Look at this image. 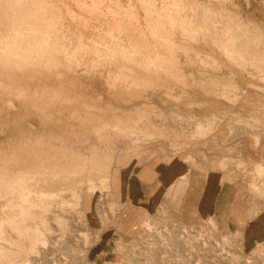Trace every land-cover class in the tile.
Listing matches in <instances>:
<instances>
[{
    "label": "rangeland",
    "instance_id": "obj_1",
    "mask_svg": "<svg viewBox=\"0 0 264 264\" xmlns=\"http://www.w3.org/2000/svg\"><path fill=\"white\" fill-rule=\"evenodd\" d=\"M58 1L52 0V2H54L53 3L54 15L58 17L57 15L59 12V17L61 18V21H59V24H61L62 27L58 30H61V32L65 30L68 31L66 33L67 35L70 34L69 35L70 40L68 36L61 37V39L65 41L67 40L68 45H70V41H71L72 46L71 45L69 46L70 54L68 51V54L61 55L60 59L54 62V65H53L54 69H55V66L56 68L61 67L60 64L62 62V58L66 57L63 59V62H62V65L64 64L65 67L69 65L71 66V63H72V66L73 64L77 67L83 66L81 68H84L85 66L90 67L89 65L91 64V62L93 64V62L96 59L98 60L100 59L99 61L97 60V62L95 61L94 65L98 63L99 68L102 70L103 68L106 67L103 64L104 63L106 64V62H110L109 61L110 59L111 61H113V58L117 56L126 55L125 54L126 52L117 51L115 53L112 50L111 51L108 50L110 52L107 54V49L103 47L104 45H101L104 39L108 40L109 37L111 38L109 34H112V32H114V34L118 36L117 32L120 31L119 34L121 35V38L123 37L122 38L123 43L121 42L120 35H119L118 38L116 37L117 40L119 39L118 40L119 45L121 47L124 46L123 48H126L128 44V47L126 48L127 50L125 51H128L129 46H130L129 53L133 52V50L135 51L136 49L135 51L136 53L135 52L134 53L137 55V58H139L138 61L136 60L137 59L136 55L131 56V53L129 55L130 57H132V60H131L132 62L130 61L129 64L131 63V66H133L132 68H134V71H138V67L142 68V69H139V71L140 70L145 71L146 68L143 69V66L146 65V61L150 60L147 65L150 66L154 62L155 64L154 67L156 68L155 72H157L158 70L160 72L164 70L165 72L166 71L165 69L167 68V71L172 70L171 72H175V74L177 73L179 78L183 74L181 78L184 77L183 78L184 81L181 80L180 78L178 81L180 83H178L176 81V78H174L176 75H174V77L172 76L171 78H170L171 75H169L168 78H170V80L168 81L169 85H167L169 86V90L167 91V89L163 87H157L158 81L154 82L156 81V79L153 82L152 81L147 82L146 80H141L143 81V82L140 81L141 84L146 87L145 89L143 88L144 86L142 87L144 89L143 91L141 88L142 85L140 84V87L138 89L140 91L138 92L136 91L137 93H134L133 90H130L132 94L130 93V91H129V94L126 92L123 93V95L131 99V101L126 102L124 100H120L119 101L120 104H117L116 101L114 102L116 106H121V105H131L132 106V104L133 105L139 104L136 109L137 113L136 114L135 112L133 113L132 119L137 120L138 117L142 116V119H140V122L142 124H146L147 126L145 130V129H142L141 125L134 126V124L132 123L134 126V129H131V126L129 125L132 121L131 122H120L121 128H123V126L125 125H128V126L126 127L127 130L125 134L124 133H122L121 135L118 134L120 136V140L117 142L118 150L116 149V152L117 151L119 152L120 150H122L120 152H123L125 148H128L132 144L131 146L132 152L129 156V159L124 163V165H121L119 167L120 169L119 176H121L122 174L121 189H120V180H117L116 182L112 181V186L115 190L114 195H112V192H113L112 187L108 185L110 183L107 184L105 182V185L108 186L107 188L109 190H107L106 186L103 184L102 187H100V185L99 186L97 185L96 186L97 189L95 190H89L88 186L86 188H81V187L77 188L81 190L78 194L79 196H76L72 194L71 192H68L66 193L65 196H63L65 199H60L62 196H59V195H58L59 197L54 196V198H52V196L48 197L47 200L49 201L48 203L50 207L52 208V210H50L49 214H47L48 216H47V221H46V226H45L46 227V230H45L46 237L45 238L47 239V241L45 239L46 250L43 256L38 257V259L35 260L32 264H64V263L66 264L65 257L62 255H59L60 253L58 250V248H60L59 245L62 246V245H65V243H66V246L68 245L69 248L72 247V251L75 250V252L79 255L78 264H83L85 259L88 260L90 264L91 263L93 264H168L169 262H170L169 264H184V263L185 264H264V236L256 239L254 242H251L247 240V238L244 236L243 233L230 232V231L223 232L218 228L214 220L212 222L211 220L212 217L207 216V215L195 221L184 220L183 218L179 216V213L177 212L180 197H179V200H176V195L178 196L180 191L176 194L175 192H170L169 194L166 193V200L168 201L172 199L170 207L167 203L163 201L156 202L155 205L151 204L149 206H147V204L144 203L143 207H140L137 204L138 199L131 198L130 188H129L130 182L134 180L135 178L140 180L141 182L151 181L153 177H155L159 172L163 171V168L165 166H168L172 163H179L181 161H184V167L187 170H191L193 168L206 169L204 165L209 164V166H211L210 160H211L212 153L215 154V158H214L215 161L213 162V167L215 169H216V166L222 163L223 165L224 163L225 165L231 164L230 166L228 165L229 167L235 164L238 166H244V163L241 162L240 157H239L241 152H239L238 150H235V148L232 146V141L240 138L243 135H249L248 137L250 138H253V137L261 138V136L264 135V134H261L262 132H264V87L261 90V89H258V87H255L250 84V82H254V83H258L264 86V82L261 80L259 75L255 74V70L252 72H249L252 69L248 66L247 67L244 66V63L240 62L242 61L241 59L237 60L238 57L235 55V53L231 52L232 54H230L229 48L227 49L229 50V53L226 52L225 45L226 46L228 45V47H230V43L228 42L229 39H227L228 37L225 34L228 31V27L229 28L233 27L234 29H236L234 26L235 24L233 25L232 23H234L235 18L236 19L240 18L241 15L243 16L248 15L249 17H251V23H253L252 25L255 26L259 24L264 31V0H228V1L227 0H222V1L221 0L220 1L219 0H199V1L198 0H186V1L184 0H171V1L170 0L168 1L167 0H157V1L152 0L153 4H155V2L157 4V6L154 5V7H156L157 10L153 8L155 12L153 11L152 9L153 6L150 3L151 0H148V1L146 0L147 3L145 4V6H144V2H146L145 0H143L142 2L141 0H107V1L101 0L102 2L99 0H93L92 5H91L92 0H89L90 2H88V0H85L86 3H84L85 2L84 0H82L83 3H81V0H80L81 5L79 3V0L78 1L76 0L77 2L75 0L73 1L72 0H58ZM94 1H96L95 4H93ZM169 1L171 2V6H170ZM176 1H178L179 7L182 8L183 6H185L186 7L185 9H188V12L187 10L184 9V7L182 10L180 8V11H179V9H177L178 3H175ZM235 1L238 3L237 7H234L236 5H233L236 3ZM63 2L64 3L66 2L65 5L67 6L68 10L66 6L63 5ZM74 2H75V5H74ZM168 2L169 4H167ZM56 3H57V6L55 5ZM58 3H60L59 6H58ZM76 3L77 5H80V8L79 6L76 5ZM195 3H196V8H195ZM68 4H70L71 9L68 6ZM82 4H86V5L82 6ZM130 4H132L133 6ZM190 4H191V7L189 6ZM107 5H110V6H107ZM162 5L163 6L165 5L163 9H165L166 7L167 11L166 10L163 11V9H161ZM167 5H169L170 7ZM92 6L95 7V10ZM96 6H99L98 9ZM128 6H129V10H128ZM150 6H151V9H150ZM173 6H175L176 9L180 13L176 11L175 7L173 8ZM193 6H194V9L192 8ZM54 7L57 9L59 8V9L58 10L56 9V11H54L55 10ZM168 7L171 9V11L170 9H168ZM60 8L62 9V11L60 10ZM158 8H159V11H158ZM190 8L191 10H193V12L191 13L195 17H198L199 14L197 13L199 12H202L203 14L205 12L204 16L208 12H209V14H207L208 17L211 13L212 15L215 16V14H217L218 10L220 9L221 10V11L219 10L220 14L218 13L217 16L221 17L222 15L223 18L218 19V17L215 16L216 19L214 20L212 18L213 16L211 15L210 16L211 18L209 19L210 21L207 18L208 20L207 24L210 23L209 25H207L206 24L207 21H203L205 17L203 16L202 13H200L201 16L199 15L198 18L192 19L194 16L192 17V15L190 14V11H189ZM84 9L86 10L84 11ZM89 9H90V12L88 11L89 13L87 16V10ZM102 9H104V11ZM145 9L147 10V16L153 15V14L154 15L156 14V15L153 17L149 16L146 19L145 17L146 11H144ZM173 9L176 12V14L174 12V15H172ZM203 9L205 11H202ZM225 9L226 11L227 9L230 10L227 12V14L230 12L228 14V15H231L230 17L227 14H225L226 13ZM234 9H235V14H234ZM197 10L199 12L195 13V11ZM222 10L224 11L222 12ZM232 10L233 12H231ZM116 11L117 12L119 11L120 14L117 13ZM160 11L164 12V16H163V13L162 15L159 13ZM168 11L171 12V15L173 17L175 16L177 18L178 16L182 15L183 18L181 16L180 18H177V19L174 17L177 20V22L174 23L173 22L174 18L168 13ZM185 11L187 14L185 13ZM124 12L126 14H124ZM111 13L112 14L115 13V19H114V16L112 17ZM223 13L225 14V18H224ZM61 15H63L64 17ZM68 15L70 16V20H68L69 19ZM160 16H161L162 21L159 19ZM167 16L168 17L171 16L170 18L173 19V20L171 19L172 21L171 23L174 26L172 24L170 25V21H169L170 19ZM189 17H191V20H188L190 19ZM201 17L203 18V20ZM231 17L233 18V21H231L230 19ZM85 18L87 19L85 20ZM91 18H94V19H91ZM157 18H158V21H157ZM228 18L230 19L231 23ZM62 19H63V24H62ZM179 19L180 21H178ZM197 19H200V20L197 22ZM221 19H223V21L225 20L224 21L225 24H227L228 22L229 24H227L225 27V24L222 23L223 21L221 22ZM82 20H83V23H82ZM181 20H182V23H181ZM217 20H219L218 21L219 23L215 24ZM156 21H157V24H156ZM189 21L191 22L193 21L194 24L195 23L197 24V26L195 25L196 26L195 28V26L193 25V22L192 23L190 22L191 25L193 26L192 32L195 31L196 29V31L191 37L190 35L192 34V32L191 34L190 32H187V34L186 33L184 34L183 29L185 30V28L184 26H181V25L189 24ZM116 22H117V27L121 24L120 25L121 28L120 26H119V29L116 28ZM150 22H151V25H150ZM213 22H214V26H216L215 28H218V30L215 29L214 31ZM220 22L222 23V26L224 27L222 29L223 30L222 36H224V40H223V37H221V34L220 33L218 34L219 28L220 27L222 28ZM160 23L163 24V26H161ZM198 23L200 24L199 28H198ZM154 24H156L157 29L154 30L155 34H153L154 32L152 30H151L152 34H150L151 33L150 29H152L153 26L155 27ZM112 25L113 26L115 25L114 28L117 29V32H115L116 29H114ZM229 25H231L232 27ZM139 26L141 27V30ZM157 26H159L160 28H158ZM171 26L173 27L170 29ZM200 26L203 27V29ZM76 27H79V28L76 29ZM122 27L124 28V30ZM167 27H168L169 32L166 35L165 32H167ZM179 27L182 28L181 31ZM69 28L71 29L70 31H69ZM110 28H113L112 32H110L111 30ZM221 28H220V32H221ZM226 28H227V31H226ZM96 29H98V31ZM162 30L164 34H161ZM171 30H172V34H171ZM200 30L202 31V33ZM207 30L208 31L210 30L209 35L213 34L212 38L209 37V35L207 36L204 35ZM212 30L214 33H212ZM79 31H82L85 34L83 36L84 38L83 41L81 39L83 44L77 43L80 40V37L77 35ZM121 31L125 33L126 36L125 34L123 35ZM197 31L198 32L200 31V33H198ZM176 32L178 33L176 34ZM215 32L219 35V37ZM188 33L190 35H188ZM97 35L98 37L100 36L99 40L104 35L103 38L101 39L102 41L98 42ZM152 35L156 38L154 39ZM159 35L161 38L163 39L165 38V42L163 41V39L161 41V39L159 38ZM170 35H172V38L170 37ZM185 35H188V36L185 37ZM196 35H198V37ZM167 36L169 37V39ZM202 36L203 38L201 39ZM214 36H216L217 39H214L216 38ZM76 37L78 38V40H76L77 39ZM125 37H127V40H130V41L128 42L127 40H125L124 39ZM189 37L190 39L193 38V40L192 39L190 40ZM206 37H208L207 39L208 45H206L205 43L207 42ZM220 37L222 39H218ZM157 38H159V40ZM195 38H196V41H195ZM209 38L214 39L212 40L213 43L215 42V44L219 46V48H222V46H224V50H222L223 48L220 50L219 48H217L216 45L214 46V44L210 42ZM87 39H88V42H87ZM168 40H171V41L168 42ZM219 40H221L220 41L221 44H219L220 43L218 42ZM147 41L148 43H146ZM90 42L92 43L90 44ZM156 42L159 43V45ZM163 42H164V46H163ZM201 42H204V43H201ZM226 42H228V44H226ZM95 43L98 44L99 46H97ZM137 43L139 44L137 45ZM154 43H155V46H154ZM94 44L95 46L98 47V49L100 48V50L102 51L104 50V52L106 50L107 56L102 51H101L102 52L101 54V52L97 49V47H94ZM160 44L162 45L161 47H160ZM68 45L66 46L67 49H68ZM131 45L132 47L134 46V48L131 49ZM165 45H168V50H167V46ZM170 45L172 46V48L169 47ZM83 46L85 47V50ZM146 46L147 47L149 46V50H146L147 48ZM86 47L87 49L90 47L88 51L86 50ZM91 47H92V50H91ZM140 47L142 49V53H141ZM179 47H180V50H179ZM182 47L186 48L185 52L187 54L184 53V51H182L183 49ZM77 48L79 50L74 51V50H77ZM156 48L157 49L161 48L163 52V56L166 55L165 57L166 60H164L163 56H162L163 58L157 57L158 54L155 51L157 50ZM153 49H154V52H153ZM80 50H82V52L84 53L87 51V53L82 54ZM79 51H80V55L78 54ZM137 51H138V54H137ZM173 51H175L177 55L173 53ZM89 52L91 54H89ZM139 52L142 55L139 54ZM155 52L157 55L155 54ZM71 53L74 54L73 56L76 58V61L75 59H71L72 62H70L69 57L72 58ZM97 53H98L97 55L98 58L96 57L95 59L94 57L96 56ZM149 54L152 58L148 56ZM151 54L154 55L155 59H157L156 62H155V59L153 61V56ZM84 55L85 57H83ZM109 55H112V56H109ZM143 55L145 56L143 57ZM80 56H82L83 59L87 57L86 58L87 61L83 60L82 57ZM146 56L148 57V59ZM167 57H169V59ZM232 57H236V60L235 58L233 60ZM67 58H68V62H67ZM173 58H176V59H173ZM162 59L164 61H162ZM140 60L145 61V63L143 62L144 64H142ZM151 60L153 62H151ZM175 60H178V62L177 61L174 62ZM65 61L67 62V64H65L66 63ZM136 61L139 64L138 63L136 64ZM75 62L77 64H75ZM163 62L164 63L166 62L169 68L165 64H163ZM56 63L57 65H55ZM78 63L80 66L78 65ZM86 63H88V65H86ZM140 63L142 66L140 65ZM156 63L158 65L157 67H156ZM171 63H173L172 64L173 67L169 66L171 65ZM100 65H103V66L100 67ZM153 65H151V68H150V70L152 71L149 72L151 74L154 72V69H155ZM134 66H136L137 70H135L136 68ZM159 66H162V67H160L159 69ZM211 66H213L212 67L214 68L213 70H211L212 69ZM175 67H176V70H175ZM125 68L126 70L124 69V66H123L121 72H124V71L126 73L133 72L132 68L131 70L129 69L130 66H125ZM119 69H121V67H118V70H117V67H115L114 70L115 71L117 70L118 72H120ZM179 70H182L180 71L182 74L179 72ZM171 72H167L166 74H171ZM230 73L232 75H230ZM86 77L87 75L85 73L81 74V78L83 80ZM54 78L58 81L61 80V77L59 76L54 77ZM173 78L175 81H173ZM216 80L223 81L226 84L231 82V84L233 85H229L230 83L227 84L228 86H226V84H217ZM181 82H185V85L184 83L181 84ZM146 83H150L149 86H147ZM59 85L60 84L55 85L54 89L55 87L59 88L60 87ZM78 90L83 94H88V93L93 92V89L89 87L88 85H85L83 81H80ZM109 90L110 88H105V87L102 88L103 93ZM50 92L53 93V90L50 89ZM223 92L225 93L227 92V95L226 94L222 95ZM256 92L257 94H255ZM248 93H250V95H248ZM219 94L222 97L221 96L219 97ZM66 96H68L71 99L69 95H65L64 100ZM62 97H63L62 95L60 97L59 95L56 96V98H58L57 101L60 102L59 99H61L62 101L60 103H62L63 102ZM89 97L92 98L94 96H91L90 94L84 95L83 97H81V100L79 101V105H82L84 101L93 102L97 104L98 106H102V107H106V105H108L107 103L109 102V100H105V102L103 103L102 101L100 102V100L97 97L91 100ZM69 98L67 99L70 100ZM35 99H37V96L33 97L32 100L38 101ZM67 99H66L65 105L66 103L68 104ZM71 101H69L70 104H71ZM259 101H261V105L263 106V109L259 108L260 106L259 104L257 106L256 102H259ZM254 107H256L257 110H255ZM13 110L14 109H11V111ZM27 112L28 110L26 108L24 111H21L22 115L17 116L16 118L17 123H18V120H21L19 121L18 125L21 127L23 126V128H27V126L30 123H33L35 126H33L32 124L31 125L35 128L39 126L40 125V121L38 122L39 113L38 112L33 113V111H29V113ZM136 115H138V117ZM253 128L254 130L256 129V131H254ZM258 129L259 130L261 129V130L259 131ZM256 132L260 134H257ZM72 134L73 133L71 134L65 133L62 135L69 139V138H72V136H74V134L73 135ZM54 135L55 136L60 135V133H55ZM87 135L89 136L90 134L87 133ZM17 136L18 135H16L15 137ZM13 140L9 142H5V143L8 144V146L9 145L11 146L13 145V143H15ZM0 142L2 143V140ZM74 142L75 143H73V146H76V149H78L77 148L78 142L77 141H74ZM234 156L240 161L237 160L238 161L237 162ZM229 161L231 162L229 163ZM186 174L184 175L187 176V179H188V172ZM182 178H183V174H181V176L179 177V181H181ZM122 180H124V182ZM107 182L109 181L107 180ZM144 182L139 184L138 188L134 189L137 191V193H139V198H142V196L143 197L145 196L146 185ZM172 183L176 184L175 180ZM171 184L168 185V188L170 187ZM160 193L161 195L163 194V192L161 191ZM259 194L260 193H258L257 196H259ZM56 198L58 199L55 200ZM53 199L56 204L52 202ZM1 200L2 199H0V203H1ZM59 200H63V201H61L60 203ZM143 201L145 202V199ZM90 202H92L91 208L94 211H91L90 209ZM70 203H71V206L69 207L68 205H70ZM96 203L98 206H96ZM37 206L39 207V204ZM54 206L56 207L53 209ZM61 206H64V209L61 208ZM129 206H131V217L133 219V224L131 226V229H128L127 227V219H128V209L127 208H129ZM54 210L55 212H53ZM255 212L259 213L260 210H255ZM56 218H58L59 221H57ZM60 219H61V222H60ZM121 219H124V223L121 222ZM116 231L118 233L123 232L124 234H128V235H126L125 237L120 236L119 238L115 239L113 249H112L113 253L111 257L103 258L104 255L101 253L103 250L102 247L106 245L108 242H112V239L110 238L113 235V233ZM69 232L71 233V236L69 235L67 236ZM184 239H188V240L184 241ZM63 240L65 241V243L62 242ZM182 241L185 243L187 242L186 244L185 243L184 244L185 246L187 247L189 246V247L187 248L183 246L184 248L181 247L182 249H180L179 251L180 247L175 248V245L180 244V243L182 244L183 243ZM42 245H44V243ZM173 247L174 249H172ZM176 249L178 250L177 252H179V254L176 252ZM191 249L193 253L192 251L191 252L189 251ZM197 251L198 252L203 251V252H200L198 255ZM214 251L216 252L215 254H214ZM221 251H222V254H221ZM174 252H176L175 253L177 254L176 256ZM229 252H232V253H229ZM225 253L233 255V257H230L229 259L228 257L227 258L223 257V256H226ZM61 256L63 257V259ZM183 256L184 257L186 256V257L184 258ZM57 257H59L60 259ZM58 259L61 260L59 263L57 262ZM181 261H183V263ZM67 263H69V261ZM69 264H75V263L70 262Z\"/></svg>",
    "mask_w": 264,
    "mask_h": 264
},
{
    "label": "bare ground",
    "instance_id": "obj_2",
    "mask_svg": "<svg viewBox=\"0 0 264 264\" xmlns=\"http://www.w3.org/2000/svg\"><path fill=\"white\" fill-rule=\"evenodd\" d=\"M99 1H101V0H99ZM142 1L143 0H141V2ZM147 1L144 2V6L147 3ZM184 1H186V0H184ZM88 2H90V1L88 0ZM92 2H93V0L91 1V5H92ZM95 2L96 1H94L93 4H95ZM169 2L167 4H169ZM53 3L54 2H52V0H0V141L2 140V143L0 142L1 143L0 144V199H2L1 203H0V264H32L35 260L38 259V257L43 256V254L46 250V246H45V244H46V242H45L46 227L45 226H46V221H47V216H48L47 214H49V211L52 210V208L50 207V205L48 203L49 201L47 200L48 197L52 196V198H54V196L57 197L59 195V196H62L60 199H65L63 196H65L66 193H68V192H71L72 194L79 196L78 194L81 190H79L77 188H80V187L86 188L88 186L89 190H95V189H97L96 188L97 185L98 186L100 185V187H102L103 184L105 185V182L107 184L110 183L108 185H110L112 187V189H113L112 195H114L115 190L112 186V181L116 182L117 180H120V189H121V176H122V174H121V176H119V171H120L119 167L121 165H124V163L129 159V156L132 152V148H131L132 144L128 148H125L123 152H120V151H122L120 149H119L120 150L119 152L118 151L116 152V149L118 148L117 142L120 140V136L118 134H120V135L122 133L125 134L126 130H127L126 127L128 126V125H125V126H123V128H121L120 122H131L132 121L129 125V126H131V129H134V126L141 125L142 129L146 130L147 126H146V124H142L140 122V119H142V116L138 117L139 114L136 115L138 117L137 120L132 119L133 113L134 112H135V114L137 113L136 109H137V106L139 104H134V105L132 104V106L131 105L116 106L114 102L116 101L117 104H120L119 103L120 100H124L126 102L131 101V99L127 98V96H124L123 93L126 92L129 94L130 90H133L134 93H137L138 91H140L138 89L140 87L141 82H143L141 80H146L147 82H151V81L153 82L156 79V81H154V82L158 81L157 87H163V88L167 89V91H168L169 86H167V85H169L168 81L170 80V78L172 76L174 77V75H176L174 78H176V81L178 82L179 79L183 75L180 72L182 70H179V72L182 74L179 78L177 73L175 74V72H171L172 70L167 71V68L165 69L166 70L165 72H164V70H162V72H160L158 69L157 70L159 72L158 71L155 72L156 68L154 67L155 64L153 62L155 57H154V55H152L154 53L151 54L153 56V61L151 60V62H153L154 65L153 64H151V65H153V67L155 68L154 69L155 73L154 72L152 74L149 73L150 71H152V70H150L151 65L150 64H149L150 66L147 65L150 60L146 61V65L143 66V69L146 68L145 71H143V70L139 71V69H142L139 67H138V71H134V68H132L133 66H131V63L129 64V62L132 60V57H130L129 55L131 53V56L132 55L135 56L136 55L135 54L136 49H135V51L133 50V52L129 53L130 46H129V50L125 51V50H127L126 48L128 47V44H127L126 48H123L124 46L121 47L119 45V41H118L119 39L117 40L116 37L118 38V36L120 35L119 34L120 31L117 32L116 28L119 29V26L121 24L117 27V22H116V28H114L115 25L114 26L112 25V26L114 29H116L115 32H117L118 36H116V34H114V32H112L113 28H110L111 29L110 32H112V34H109V35L111 36V38L109 37L108 40L104 39L102 41L101 39L103 38L104 35L101 37L100 40H99L100 36L98 37V35H97V37H98L97 40H98V42L102 41L101 45H104L103 47L105 49H107V54L112 50L115 53L117 51L126 52L125 53L126 55L117 56V57L113 58V61H111V59L110 60L108 59L110 62H106V64L104 63L103 65H105L106 67L104 66L105 68H103L102 70L99 68L98 63H96L97 65L96 64L94 65L95 61L97 62V60H98V59H96L98 53L96 54V56L94 55L95 56L94 58L96 60L93 62V64L91 62V64L89 65L90 67L85 66L84 68H81L83 66L77 67L74 64L72 66V63H71V66L66 65L67 67H65L64 64H63L64 66L62 65L63 59L66 58V57H64V58H62V62L60 64L61 67L56 68V66H55V69H54V67H53L54 62L56 60H59L61 55L68 54L69 46L70 45L72 46V43L70 41V45H68L67 40L65 41V40L61 39V37H67V36L69 38L70 34L67 35L66 32H68V31H66V30L62 31V32H61V30H58L62 27L61 24H59V21H61V18L59 17V12L57 15L58 17H56L54 15ZM60 3H58V6ZM79 3H80V0H79ZM81 3H83L82 0H81ZM81 3H80V5H81ZM84 3H86V1ZM139 3H140V1H139ZM150 3L153 6L152 9L154 8L155 10H157V8L154 7V5L157 6L156 2H155V4H153L152 0H151ZM175 3H178V1H176ZM65 4H66V2L65 3L63 2V5H65ZM55 5L57 6V3ZM74 5H75V2H74ZM76 5H77V3H76ZM80 5H77V6H79V8H80ZM83 5H86V4H82V6ZM110 5H107V6H110ZM130 5H132V4H130ZM175 5H177V4H175ZM233 5H236L234 7H237L238 3L236 2ZM68 6L70 7V4H68ZM129 6H128V10H129ZM164 6L162 5L161 9H163ZM167 6H169V5H167ZM170 6H171V2H170ZM189 6L191 7V4ZM60 7H61V5H60ZM96 7L98 9L99 6H96ZM169 7H168V9H170ZM174 7L175 6H173V8ZM183 7H184V9L186 8L185 6H183ZM183 7L182 8L179 7V3H178L177 9H179V11H180V8L182 10ZM66 8H67V6H66ZM93 8L95 10V7H93ZM192 8L194 9V6ZM195 8H196V3H195ZM56 9L57 8H55L54 11H56ZM70 9H71V7H70ZM150 9H151V6H150ZM154 9H153V11H154ZM166 9L167 8L165 7V9H163V11ZM175 9H176V7H175ZM177 9H176V11H178ZM204 9H206V8H204ZM204 9L202 11H205ZM60 10L62 11L61 8H60ZM67 10H68V8H67ZM85 10L86 9H84V11ZM102 10L104 11V9H102ZM185 10H187V12H188V9H185ZM198 10L195 11V13L199 12ZM219 10H218V13L220 14ZM88 11L90 12V9L87 10V16L89 13ZM144 11H146V14H145L146 19L149 16L153 17L156 15V14L155 15L153 14L155 12L154 11L152 13L153 15L147 16V10L145 9ZM158 11H159V8H158ZM163 11L162 12L160 11L159 13L161 15L163 13V16H164ZM170 11H171V9H170ZM170 11H168V13L171 15ZM189 11L193 17L194 15L191 13V12H193V10H191V8H190ZM223 11L224 10H222V12ZM225 11H226V9H225ZM228 11H230V10L227 9L226 13L225 12L224 13L227 14ZM92 12H94V11H92ZM149 12H150V10H149ZM174 12L175 11L173 9L172 15H174ZM181 12H183V11H181ZM231 12H233V10ZM64 13H65V11H64ZM96 13H95V15H96ZM117 13L120 14L119 11ZM122 13H123V11H122ZM185 13H186V11H185ZM200 13H202V12H199L197 14L200 15ZM218 13L215 14V16L218 17V19L223 18L222 15H221V17L217 16ZM124 14H126V13L124 12ZM175 14H176V12H175ZM204 14H205V12H204ZM204 14H203V16H204ZM207 14H209V12L206 13V15L204 16L206 18V19L204 18V20L202 18L203 16L201 17L203 21H207L206 24L208 23V20L211 18L210 16L212 15V13L209 15V17L207 16ZM225 14H224V18H225ZM234 14H235V9H234ZM101 15H103V14H101ZM166 15H167V13H166ZM166 15H165V17H166ZM178 15H180V14H178ZM199 15H198V17H199ZM61 16H63V15H61ZM113 16L115 19V13L112 14V17ZM180 16L183 18L182 15H180ZM180 16H178L177 18H180ZM212 16H213L212 18L215 20L216 19L215 16L214 15H212ZM228 16L230 17L231 15H228ZM132 17H133V15H132ZM170 17H168V18L170 19L169 21H170V25H171L172 24L171 23L172 18H170ZM198 17L194 16L192 19H194V18L196 19ZM68 18L67 19L70 20V16ZM175 18H174V20L172 19L174 23L177 22V20H176L177 18L176 19ZM189 18L190 19H188V18L187 19L191 20V17H189ZM207 18H208V20H207ZM86 19L87 18H85V20ZM91 19H94V18H91ZM96 19H97V17H96ZM159 19L161 20V16ZM228 19H227V21H228ZM230 19H231V21H233L232 17ZM230 19H229V21H230ZM73 20H74V18H73ZM136 20H137V18H136ZM183 20H185V19H183ZM199 20L200 19H197V22ZM157 21H158V18H157ZM157 21H156V24H157ZM178 21H180V19ZM218 21L219 20H217L215 22V24L219 23ZM222 21H223V19H221V22ZM224 21L222 22L223 24H225ZM231 21H230V23H231ZM190 22L191 21H189V24H187V25L186 24L181 25V26H184V28H185V30L183 29L184 34L185 33L187 34V32H190V34H191L193 26L191 25L192 22L191 23ZM221 22H220V24L222 26ZM82 23H83V20H82ZM181 23H182V20H181ZM183 23H185V22H183ZM62 24H63V19H62ZM156 24H154L155 27L153 26L152 29H150L151 27L149 28L150 32H151V30L154 32V30L157 29ZM209 24H207V25H209ZM227 24H229V22ZM227 24H225V27ZM232 24L233 25L235 24L234 26L236 29H234L231 25H229L232 28H229L227 26L228 31H229L228 32L227 28H226L227 33L225 35L228 37L227 39H229L228 42L230 43V47H228V45L226 46L224 43L226 52L229 53V50H230V54L235 53V55L238 57L237 60L241 59L242 61H240V62H243L244 66L250 67L252 70L251 71L248 70L249 72H252L255 70V74L259 75L261 80L264 82V31H263V29L261 28V26L259 24L253 26L252 25L253 23H251V17H249L248 15L247 16L241 15L240 18H237V19L235 18L234 23H232ZM150 25H151V22H150ZM160 25L163 26V24H161V23H160ZM190 25H191V27H190ZM193 25L197 26V24L196 23L194 24V22H193ZM199 25L200 24L198 23V28H199ZM84 26H85V24H84ZM87 26H88V24H87ZM173 26H171L170 29ZM196 26H195V28H196ZM213 26H214V22H213ZM157 27L160 28L159 26H157ZM215 27L216 26H214V28H213L214 31H215V29L218 30V28H215ZM217 27H219V26H217ZM78 28L79 27H76V29H78ZM120 28H121V26H120ZM198 28H197V30H198ZM201 28L203 29V27H201ZM220 28H219V32L218 31L217 32H218V34L219 33L221 34V37H223V40H224V36H222V32H223L222 29L224 27L222 26L221 32H220ZM70 30L71 29L69 28V31ZM93 30H94V28H93ZM96 30L98 31V29H96ZM123 30H124V28H123ZM140 30H141V27H140ZM181 30H182V28H180V31ZM174 31H176V30H174ZM195 31H196V29H195ZM195 31H193L191 35L188 33V35H190V37H191ZM200 31L199 32L197 31V32L200 33ZM207 31L204 34L206 36L209 35L210 30L208 32ZM73 32H74V30H73ZM162 32H163V30L161 31V34H164V32L163 33ZM168 32H169V30L167 27V32H165L166 35ZM86 33H88V32H86ZM157 33H158V31H157ZM177 33L178 32H176V34ZM201 33H202V31H201ZM212 33H214L213 30H212ZM100 34H101V32H100ZM122 34L124 35L125 33L122 32ZM150 34H152V32ZM153 34H155V32ZM171 34H172V30H171ZM73 35H74V33H73ZM77 35L80 37V40L77 43L83 44L82 41L84 39L83 36L85 34L82 31H79V33ZM188 35H185V37H187ZM59 36H60V38H59ZM125 36H126V34H125ZM196 36L198 37V35H196ZM212 36H213V34L209 35V37H211V38H212ZM170 37L172 38V35H170ZM190 37H189V39H190ZM214 37H216V36H214ZM218 37H219V35H218ZM221 37L218 39H222ZM122 38L120 35L121 42H122ZM153 38L155 39L156 37L153 36ZM159 38L162 41L163 38H161L160 35H159ZM159 38H157V39L159 40ZM193 38H194V36H193ZM193 38H191V39L193 40ZM202 38H203V36L201 37V39ZM81 39H82V41H81ZM124 39L127 40V37H125ZM146 39H147V37H146ZM168 39H169V37H168ZM207 39H208V37H206V40ZM214 39H217V37ZM214 39H210V42L213 43L212 40H214ZM69 40H70V38H69ZM73 40H74V38H73ZM76 40H78V38ZM182 40H184V39H182ZM203 40H205V39H203ZM127 41L129 42L130 40H127ZM163 41L165 42V38L163 39ZM169 41H171V40H168V42ZM195 41H196V38H195ZM220 41L221 40H219L218 42H220ZM87 42H88V39H87ZM164 42H163V46H164ZM223 42H225V41H223ZM228 42H226V44H228ZM91 43L92 42H90V44ZM146 43H148V41ZM201 43H204V42H201ZM205 43H206V45H208L207 44L208 40ZM95 44H94V47L99 46L98 44H96L97 46H95ZM138 44L139 43H137V45ZM157 44L159 45V43H157ZM167 44H169V43H167ZM213 44H214V46L216 45L215 42ZM219 44H221V42ZM67 45H68V49L66 47ZM179 45H180V43H179ZM222 45H223V43H222ZM154 46H155V43H154ZM161 46L162 45L160 44V47ZM165 46H167V50H168V45H165ZM135 47H136V45H135ZM169 47L172 48L171 45ZM132 48H134V46L132 47V45H131V49ZM182 48H183L182 51H184V53H186L185 52L186 48H184V47H182ZM217 48H219V46H217ZM222 48H219V49L224 50V46H222ZM228 48H229V50H227ZM71 49H72V47H71ZM88 49L86 47L87 51H88ZM97 49H98V47H97ZM97 49H95V50H97ZM140 49H141V47H140ZM154 49H153V52H154ZM78 50L79 49L77 48V50H74V51H78ZM84 50H85V47H84ZM91 50H92V47H91ZM98 50L100 52L102 51V50H100V48ZM108 50H110V51H108ZM146 50H149V46L146 48ZM179 50H180V47H179ZM72 51H73V49H72ZM80 51L82 54L84 53V52H82V50H80ZM80 51L78 52L79 55H80ZM87 51L85 53H87ZM138 51H137V54H138ZM143 51H145V50H143ZM155 51L158 54L157 55L155 52L157 57L163 56V52H162L161 48L157 49ZM102 52H104V50ZM102 52H101V54H102ZM72 53H71L72 58L69 57L70 62H72L71 59H75V61H76V58L73 56L74 54H72ZM91 53H92V51H91ZM91 53L89 52V54H91ZM104 53L106 55V50ZM141 53H142V49H141ZM141 53L139 52V54H141ZM173 53H175V51H173ZM69 54H70V51H69ZM170 54H171V52H170ZM92 55H93V53H92ZM188 55H189V53H188ZM109 56H112V55H109ZM144 56L145 55H143V57ZM148 56H150V54ZM80 57H82V56H80ZM83 57H85V55ZM83 57H82V59H83ZM89 57H90V55H89ZM89 57H88V59H89ZM163 57H164V60H166L165 59L166 55ZM77 58H79V57H77ZM86 58L83 60H86ZM136 58H137V55H136ZM167 58L169 59V57H167ZM232 58H233V60H234V58L236 60V57H232ZM101 59H102V57H101ZM138 59L139 58H137L136 60L138 61ZM147 59H148V57H147ZM173 59H176V58H173ZM227 59H229V58H227ZM120 60H122V61H120ZM145 60H146V58H145ZM164 60L162 59V61H164ZM178 60H175L174 62H176V61L178 62ZM80 61H81V59H80ZM137 61H136V64L138 63ZM140 61L142 62V64L145 63V61H143V60H140ZM156 61H157V59H155V62ZM160 61H161V59H160ZM67 62H68V58H67ZM67 62L65 64H67ZM73 62H74V60H73ZM167 62H168V60H167ZM169 62H170V60H169ZM200 62H202V61H200ZM88 63H86V65H88ZM234 63H235V61H234ZM75 64H77V63L75 62ZM163 64H165L167 66L166 62L165 63L163 62ZM172 64L173 63H171V65H169V66H172ZM55 65H57V63ZM78 65H79V63H78ZM103 65H100V67ZM140 65H141V63H140ZM219 65H220V63H219ZM94 66H96V67H94ZM123 66H124L125 70H126L125 66H130L129 69L131 70V68H132L133 72H130V71H129L130 73H126L125 71L121 72ZM157 66L158 65L156 63V67ZM115 67H117V70H118V67H121V69H119V71L121 73L118 72L117 70L115 71L114 70ZM134 67L136 68V66H134ZM160 67H162V66H159V69H160ZM212 67L213 66H211V68ZM241 67H242V65H241ZM199 68H200V66H199ZM213 69L214 68H212L211 70H213ZM135 70H137V68ZM175 70H176V67H175ZM167 72H171V74H166ZM177 72H178V70H177ZM82 73H85L87 75V77L84 80L81 78ZM250 74H252V73H250ZM169 75H171L170 78H168ZM230 75H232V74L230 73ZM57 76L61 77V80L58 81L54 78ZM177 76H178V78H177ZM217 77H218V75H217ZM174 78H173V81H175ZM183 78H181V80H183ZM253 78H254V76H253ZM218 79H220V78H218ZM80 81H83L85 85H88L89 87H91L93 89L92 93H88L91 96H94L92 98L89 97L90 100L94 99L95 97H97L100 100V102L102 101L103 103L105 102V100H109V102L107 103L108 105H106V107H102V106H98L97 104H95L93 102H89V101H84L82 105H79V101L81 100V97H83L84 95H88V94H83L78 90ZM178 83H180V82H178ZM183 83L185 85V82H181V84H183ZM216 83L217 84H226L225 82L220 81V80H216ZM229 83H227V84L233 85V84H231V82H229ZM57 84H60L59 85L60 87L59 88L55 87V89H54V86ZM146 84H147V86H149L150 83H146ZM227 84H226V86H228ZM250 84L255 86V87H258V89H261V90L264 87L263 85L258 84V83H254V82H250ZM143 86L144 85H142L141 88ZM103 87L110 88V90L103 93L102 92ZM143 88L145 89L146 87L144 86ZM143 88H142V91L144 90ZM50 89L53 90V93L50 92ZM135 89H137V90H135ZM130 93H131V91H130ZM144 94H145V92H144ZM225 94L227 95V92L226 93L223 92L222 95H225ZM255 94H257V92ZM58 95H59V97L61 95L63 96L62 99H63L64 104H63V102L60 103L62 101L61 99H59L60 102L57 101L58 98H56V96H58ZM65 95H69L71 97L72 101L68 96H66L65 100H64ZM235 95H237V94H235ZM248 95H250V93H248ZM36 96H37V99H35V100H38V101L32 100V98L36 97ZM141 96H143V95H141ZM220 96L221 95L219 94V97ZM228 97H230V96H228ZM67 98H69L70 100H68ZM85 98H86V96H85ZM126 98H127V100H126ZM66 99L68 100V104L66 103V105H65ZM134 99H135V97H134ZM69 101H71V104L69 103ZM256 104H257V106L259 104L260 105L259 108L263 109V106L261 105V101L256 102ZM26 108L28 110L27 113H29V111H33V113H37V112L39 113L38 122L40 121V125L37 126L36 128L33 127V126H35L33 123H30L27 126V128H23V126L21 127L18 125L19 121H21V120H18V123H17L16 118H17V116L22 115L21 111H24ZM11 109H14V110L11 111ZM254 109L257 110L256 107H254ZM261 112H263V111H261ZM255 122H257V121H255ZM132 123L134 124V126ZM253 130H254V128H253ZM254 131H256V129ZM258 132H256V133L260 134ZM55 133H60V135L55 136L54 135ZM65 133H70V134L73 133L74 136H72V138L68 139L62 135ZM87 133H89L90 135L88 136ZM75 134H76V136H75ZM261 134H263V133H261ZM16 135H18V136L15 137ZM12 140L15 143H13V145H11V146L10 145L8 146V144L5 143V142L12 141ZM74 141L78 142V145L76 143L78 149H76V146H73V143H75ZM259 143H260V140H258L256 142L255 147H257V146L259 147V145H258ZM172 144H173V142H172ZM176 144H174V145H176ZM252 148L250 150H252ZM255 149H257V148H255ZM259 150H261V149H259ZM257 155H258V153H257ZM257 155H256V157H258ZM251 159L253 161V156H251ZM230 162L231 161H229V163ZM179 163L182 164L181 166H184V161H181ZM249 163H250V161H249ZM172 165H174V166L178 165L180 168H182L178 163H172ZM222 165H223V163L216 166V169L218 168L217 170H220V171L224 170L225 171L226 169L229 168V166L231 164L225 165V163H224V165L223 166ZM257 166H258V170H260L258 172L264 173V168L262 166H259V164H257ZM255 168H257V167H255ZM185 172H187V171H185ZM169 173H170V171H169ZM178 174H180L179 171H178ZM184 174H186V173H184ZM184 174H183V178L180 181V183L186 182V180H187V176H185ZM172 175L174 176V174H171V176ZM163 176H165V175H163ZM169 178H171V177H169ZM223 178H224V174H220L219 175L220 182H222ZM254 178H255V176H254ZM107 180L109 182H107ZM122 181L124 182V180H122ZM254 183H256V182H254ZM260 185L264 186L262 184H260ZM110 186H109V188H110ZM175 186H176V184L172 183L170 185V187L167 189V194H169L170 192H175V194H176L181 190L180 186L177 189H175ZM107 187L108 186H106V189L109 190ZM165 188H166V186H165ZM252 189L256 192V194L260 193L257 186L252 185L251 190ZM160 191L164 193L163 189H160ZM106 194H108V193H106ZM248 197H249V195L247 196V199H248ZM57 199L58 198H56L55 200H57ZM176 200H179V197L177 195H176ZM61 201H63V200H59L60 203H61ZM52 202L55 203L54 199ZM60 203H58V204H60ZM91 203L92 202H90V209H91V211H94L91 208ZM38 204H39V207L37 206ZM72 204H74V203H72ZM68 206L70 207L71 203ZM96 206H98L97 203H96ZM109 206H110V204H109ZM55 207L56 206H54L53 209ZM61 208L64 209V206H61ZM98 209H99V207H98ZM127 209H128L127 227H128V229H131V226L133 224V219L131 217V206H129V208H127ZM247 209H249V208L247 207ZM96 210H97V208H96ZM249 211H250V209H249ZM53 212H55V210ZM243 212H244V209H243ZM247 212H248V210H247ZM249 213H251V212H249ZM240 214H241V211H240ZM56 219H57V221H59L58 218H56ZM61 219H60V222H61ZM211 220L213 222V218H211ZM68 235L71 236V233L69 232V234H67V236ZM185 240H188V239H184V241ZM231 240H232V238H231ZM46 241H47V239H46ZM62 242L65 243L64 240ZM41 243L42 244L44 243V245H42ZM184 243L185 242H183L182 244L180 243V244L175 245V248L180 247L179 248V251H180V249H182L181 247L185 246V244L187 242L185 244ZM59 247H60V248H58L59 253H60L59 255H62L65 257L66 264H69L70 262H74L75 264H78L79 255L75 252V250L72 251V247L69 248L68 245L66 246V243H65V245H62V246L59 245ZM185 247H187V246H185ZM187 248H185V249H187ZM172 249H174V247ZM212 250H213V248H212ZM171 251H173V250H171ZM177 251L178 250L176 249V252ZM189 251L191 252L192 249ZM223 251H225V250H223ZM176 252H174V254ZM182 252H184V251H182ZM200 252H203V251H200ZM200 252L197 251V254L199 255ZM225 252H227V251H225ZM177 253L179 254V252H177ZM192 253H193V251H192ZM215 253L216 252L214 251V254ZM229 253H232V252H229ZM221 254H222V251H221ZM223 254H224V252H223ZM176 255L177 254H175V256ZM225 255L226 256H223V257H226V258L228 257V259L230 257H233V255L228 254V253L227 254L225 253ZM57 258H59V257H57ZM62 259H63V257H62ZM58 260H57V262L59 263L61 260H59V261ZM67 260L69 261V263H67L68 262ZM181 262L183 263V261H181ZM83 264H90V263L88 260L85 259ZM91 264H93V263H91Z\"/></svg>",
    "mask_w": 264,
    "mask_h": 264
},
{
    "label": "crops",
    "instance_id": "obj_3",
    "mask_svg": "<svg viewBox=\"0 0 264 264\" xmlns=\"http://www.w3.org/2000/svg\"><path fill=\"white\" fill-rule=\"evenodd\" d=\"M262 133L264 134V132ZM248 136L243 135L232 141V146L235 150L241 152L239 157L241 162L244 163V166L235 164L225 171L217 170L218 168L215 169L213 167V162L215 161L214 153L211 154V166L209 164L204 165L206 169L193 168L187 170L184 166H181V163L178 164L182 168L178 165L174 166L170 164L165 166L163 171L159 172L151 181H142L146 185L145 196H142V198H139V193L134 190L142 182L136 178L132 180L129 186L131 198L138 199L137 204L140 207H143L144 203L149 206L151 204L155 205L159 201L167 203L170 207L172 199L167 201L166 193L168 185L175 180V189L179 188V186L181 187L178 194L180 200L177 210L181 218L187 221H195L206 215L211 216L221 231L240 232L244 234L248 241L254 242L256 239L264 236V186L260 185H264V174H259L258 171L260 170H258L257 166L259 164V166L264 168V135L261 138H250ZM258 140H260L259 147H255ZM249 148H252V150ZM251 156H253V161ZM235 159L236 161H240L236 157ZM258 161H261V164ZM178 171L180 174H178ZM185 171L188 172V179L186 182L180 183L179 177L181 174L187 173ZM171 174H174V176H171ZM220 174H224L222 182L219 179ZM252 185L257 186L260 191L259 196H257L258 194L253 189L251 190ZM160 189L164 190L162 195L159 191ZM248 195L249 197L247 199ZM144 199L145 202L143 201ZM255 210H260V212L256 213ZM121 222L124 223V219H121ZM126 235L128 234L114 232L110 238L112 242H108L102 247L103 250L101 253L104 255L103 258L111 257L114 240L120 236L125 237Z\"/></svg>",
    "mask_w": 264,
    "mask_h": 264
}]
</instances>
